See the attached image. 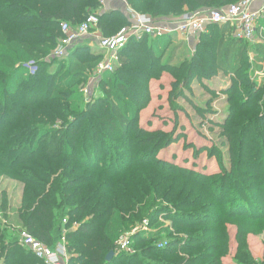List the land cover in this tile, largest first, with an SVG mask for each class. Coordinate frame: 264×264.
I'll use <instances>...</instances> for the list:
<instances>
[{
    "label": "trees",
    "instance_id": "1",
    "mask_svg": "<svg viewBox=\"0 0 264 264\" xmlns=\"http://www.w3.org/2000/svg\"><path fill=\"white\" fill-rule=\"evenodd\" d=\"M126 1L137 12L164 18L238 0ZM98 6L97 0H0V174L24 186L18 209L20 229L52 247L64 236L68 264H133L135 256H116L113 252L125 229L143 219V213L153 210V215L158 200L168 201L175 209L208 205L207 200L202 203L214 181L199 183L191 178L192 173H170L169 168L161 167V162L147 160L163 144L165 134H140L138 129L137 135L132 136L130 132L136 116L133 105L140 109L147 103L149 93L143 84L150 73L154 75L146 60L139 59L145 50L153 59L157 50L146 46L150 38L143 35L127 41L119 50V60L124 63L114 74L112 70L100 76L97 93L89 101L82 98L80 83L85 70L98 62V53L80 40L63 58L52 55L63 37L60 23L77 25ZM123 6L114 2L111 9L93 13L99 18L102 35H111L128 24ZM259 25L264 26V18L259 19ZM211 27L219 30L215 65L236 73L248 42L233 38L228 24L207 26ZM169 38L165 35L153 41L165 44ZM253 46L255 65L260 71L264 42ZM134 65L136 69L130 70ZM190 70V65L180 66L174 73L177 77L182 72L181 77L185 78ZM243 84L248 87V94L255 88L247 79ZM90 91L88 88L89 96ZM239 92L233 88L228 98L231 121L237 109L244 107L241 103L247 101L240 103L236 96ZM250 118H239V129L243 130L240 126ZM102 155L107 158L106 166L99 165ZM120 156H126L131 163H147L117 172L115 160ZM198 189L201 192L197 193ZM220 203L223 206L222 199ZM6 208L3 202L0 209ZM248 218L254 216L248 214ZM207 230L203 228L204 236L209 233ZM8 232L7 228H0V264H45L20 244L15 232L14 236ZM154 236L158 235L149 231L138 235L141 243H149L142 250L143 255L167 254L177 243L173 240L166 248L155 249L151 243ZM201 239L197 241L207 243ZM219 239L227 240L225 233L219 234ZM238 239L242 249L236 259L239 264H264V254L256 261L243 247L242 238ZM111 251L114 254L107 261ZM217 252L218 247L213 254L200 257L206 264H221V254L216 258ZM200 257L181 258L173 264H195Z\"/></svg>",
    "mask_w": 264,
    "mask_h": 264
},
{
    "label": "rangeland",
    "instance_id": "2",
    "mask_svg": "<svg viewBox=\"0 0 264 264\" xmlns=\"http://www.w3.org/2000/svg\"><path fill=\"white\" fill-rule=\"evenodd\" d=\"M111 7V4H99L98 8L92 9L90 13L97 11L98 14ZM193 9L184 13H204L213 8ZM218 32L217 27L206 28L204 33L189 39L172 34L165 44L155 43L150 38L146 40V46L152 45L157 50L152 57L154 60L150 59L148 50L139 56L140 60H146L147 66L151 67L150 72L154 75L150 73L143 84L149 93L147 103L140 109L133 105L136 116L130 128L132 136L141 131H159L165 134L167 137L163 144L153 157L147 160L161 162V167L169 168L170 173L182 172L188 175L189 172L193 174L191 178L195 181H214V185L209 190L208 198L202 203L207 200L209 204L206 206L175 209L171 203H167L168 201L158 200L153 215V210L143 213V219L126 228L123 235L117 239V247L113 252L116 256H135L133 264H159L156 261L173 264L181 258H198L206 253L213 254L217 247L216 258L221 254V264H239L236 259L242 255V249L240 250L238 236L242 238V245L247 247L252 258L259 261L263 257L264 72L261 73L255 65L253 44L245 42L242 60L236 73L217 67L215 56ZM93 51H96L100 58L90 69L85 70L84 81L80 83L82 98L87 101L97 93L95 89L98 88V80L104 73H97V65L107 58L102 50ZM123 63L124 61L118 60L112 74ZM188 65L191 66L190 75L182 78L181 72L176 77L174 70ZM133 67L129 69H136L135 65ZM49 70L52 72L54 66ZM246 79L255 87L250 94L248 87L243 84ZM85 87L92 90L91 96L89 93H83ZM233 88L240 90L236 93L237 98L241 99L240 103L247 101L245 104L241 103L244 107L237 109L235 118L232 117L231 121L233 113L228 98ZM251 108L253 110H250ZM245 115L251 118L247 124L240 126L243 127L241 130L239 118L242 119ZM254 118L260 121H252ZM109 154L112 155L110 152ZM115 163L117 172H125L132 165L140 166L147 162L131 163L126 156H120ZM106 164L107 158L102 155L99 165ZM171 166L175 169L170 168ZM221 181L225 183L224 186ZM23 188L21 182L0 174V206L3 202L7 206L6 210L0 209V228H7L11 236H14L13 232L18 235L21 228L18 209ZM199 192L200 189L197 193ZM221 199L223 206L220 205ZM248 214L254 218L249 219ZM184 225L186 228L182 229ZM204 227L209 229L206 236L202 234ZM148 231L158 235L151 239L155 249L166 248L173 240H177V243L168 249L167 254L152 252L143 255L142 250L147 248L149 243H141L138 235H146ZM223 233L227 240L219 239V234ZM200 238L207 243L203 245V241H197ZM121 243H124L123 247ZM139 249L141 250L137 251ZM206 262L200 257L199 262L195 264Z\"/></svg>",
    "mask_w": 264,
    "mask_h": 264
},
{
    "label": "built area",
    "instance_id": "3",
    "mask_svg": "<svg viewBox=\"0 0 264 264\" xmlns=\"http://www.w3.org/2000/svg\"><path fill=\"white\" fill-rule=\"evenodd\" d=\"M97 1L100 5H105L110 0ZM112 1L124 5L128 24L120 27L115 33L104 36L98 29L99 18L96 14H89L81 23L74 26L61 22L60 29L63 37L52 55L63 58L67 50L75 43L86 36L94 35L97 37L98 49L102 50L103 55L107 57L105 61L97 65V73H103L115 69V64L119 60V50L131 38L138 39L145 35L156 39L165 35L177 34L189 39L205 32L209 24H228L233 38L249 44L264 42V26L259 25V19L264 18V2L257 10L251 9L254 0H238L229 5H219L208 9L204 13L186 12L177 17L160 18L137 12L126 0ZM260 72H264V63H262ZM83 91L88 93V87H85ZM18 239L23 247L45 264H68L64 236L53 247L43 244L23 229L18 230ZM120 245L123 247L124 243Z\"/></svg>",
    "mask_w": 264,
    "mask_h": 264
},
{
    "label": "crops",
    "instance_id": "4",
    "mask_svg": "<svg viewBox=\"0 0 264 264\" xmlns=\"http://www.w3.org/2000/svg\"><path fill=\"white\" fill-rule=\"evenodd\" d=\"M115 1H108L106 4H111L113 6ZM264 2V0H254L251 4V9L253 10H257L261 7L262 3ZM82 40V43H86L87 45H89L93 50L94 49H98V46H97V37L94 36V35H91V36H86V38L84 37Z\"/></svg>",
    "mask_w": 264,
    "mask_h": 264
},
{
    "label": "water",
    "instance_id": "5",
    "mask_svg": "<svg viewBox=\"0 0 264 264\" xmlns=\"http://www.w3.org/2000/svg\"><path fill=\"white\" fill-rule=\"evenodd\" d=\"M113 252L111 251V252H109L108 254H107V256H106V260L107 261H109L110 259H111V257L113 256Z\"/></svg>",
    "mask_w": 264,
    "mask_h": 264
}]
</instances>
